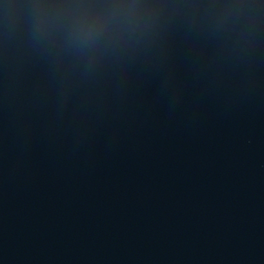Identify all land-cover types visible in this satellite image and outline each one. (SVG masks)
Masks as SVG:
<instances>
[{
    "label": "water",
    "instance_id": "1",
    "mask_svg": "<svg viewBox=\"0 0 264 264\" xmlns=\"http://www.w3.org/2000/svg\"><path fill=\"white\" fill-rule=\"evenodd\" d=\"M0 264H264V0H0Z\"/></svg>",
    "mask_w": 264,
    "mask_h": 264
}]
</instances>
